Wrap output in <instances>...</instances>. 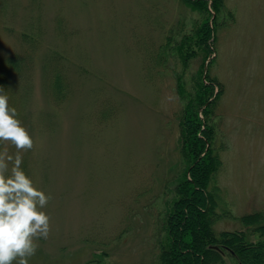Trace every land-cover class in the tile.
<instances>
[{
    "label": "rangeland",
    "instance_id": "rangeland-1",
    "mask_svg": "<svg viewBox=\"0 0 264 264\" xmlns=\"http://www.w3.org/2000/svg\"><path fill=\"white\" fill-rule=\"evenodd\" d=\"M226 3L235 20L220 30L209 71L224 84L219 211L241 216L264 210V0ZM196 15L180 0H0V72L10 55L27 56L0 90L34 141L21 167L51 196V232L29 264L157 259L165 200L182 167L176 75L184 67L173 50L166 64L153 58L173 26L189 32ZM33 23L37 34L27 37ZM198 66L195 57L185 68L189 86ZM229 214L218 231L244 228Z\"/></svg>",
    "mask_w": 264,
    "mask_h": 264
},
{
    "label": "trees",
    "instance_id": "trees-1",
    "mask_svg": "<svg viewBox=\"0 0 264 264\" xmlns=\"http://www.w3.org/2000/svg\"><path fill=\"white\" fill-rule=\"evenodd\" d=\"M180 2L197 13V17L193 18L189 32L174 25V35H167L153 58L155 65L161 66L166 64L168 52L173 50L184 69L176 75L177 92L182 101L179 112L182 167L172 182V197L165 200L156 243L158 257L151 264H225L228 255L230 264H264V210L241 216H234L229 209L219 211L221 187L217 175L223 160L217 145L216 110L224 84L209 68L217 60V56L212 55L217 51L219 32L232 24L235 11L227 6L226 0ZM31 30L25 33L27 37L37 34L36 23L31 25ZM37 39L29 37L28 40L34 43ZM195 57L199 66L191 73L189 86L184 77L185 68ZM26 58L19 54L5 58L7 66L0 72L1 85L5 84L8 71L17 70L15 73L21 74ZM52 87L54 95L60 99L63 84L58 77L54 78ZM228 213L239 218L244 228L218 231L217 221Z\"/></svg>",
    "mask_w": 264,
    "mask_h": 264
},
{
    "label": "clouds",
    "instance_id": "clouds-1",
    "mask_svg": "<svg viewBox=\"0 0 264 264\" xmlns=\"http://www.w3.org/2000/svg\"><path fill=\"white\" fill-rule=\"evenodd\" d=\"M17 116L0 90V143L16 149L15 155L7 148L0 151V264H29L37 241L51 232V218L44 211L51 196L21 167L20 153L32 150L34 141Z\"/></svg>",
    "mask_w": 264,
    "mask_h": 264
},
{
    "label": "water",
    "instance_id": "water-1",
    "mask_svg": "<svg viewBox=\"0 0 264 264\" xmlns=\"http://www.w3.org/2000/svg\"><path fill=\"white\" fill-rule=\"evenodd\" d=\"M206 68H207V65H206ZM217 247V246H216Z\"/></svg>",
    "mask_w": 264,
    "mask_h": 264
}]
</instances>
